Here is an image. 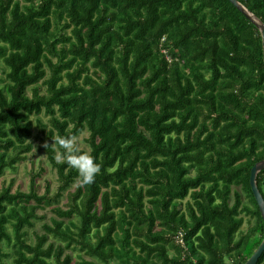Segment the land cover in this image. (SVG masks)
<instances>
[{
	"label": "trees",
	"instance_id": "1",
	"mask_svg": "<svg viewBox=\"0 0 264 264\" xmlns=\"http://www.w3.org/2000/svg\"><path fill=\"white\" fill-rule=\"evenodd\" d=\"M85 131L81 185L54 137ZM36 139L59 185L0 188V264H244L264 238L260 31L229 0H0V177Z\"/></svg>",
	"mask_w": 264,
	"mask_h": 264
},
{
	"label": "rangeland",
	"instance_id": "2",
	"mask_svg": "<svg viewBox=\"0 0 264 264\" xmlns=\"http://www.w3.org/2000/svg\"><path fill=\"white\" fill-rule=\"evenodd\" d=\"M2 62V61H1ZM89 136V132L85 131L77 137V140L79 142V147L81 149H84L86 151H90V146L87 142V138ZM41 144V141L39 139L35 140V148L32 153H30L27 157V159L24 162H21L17 164L13 168L6 169L5 173L0 177V188L2 186H8L9 184H13V190L21 189L27 191L31 186V175L32 172L38 173L41 168L43 169L42 173L38 176L36 179V188L40 193H44L47 183H50V189L52 191H55L59 185L58 178L56 171L53 169V167L48 163L46 155L44 152L40 151L38 149V146ZM41 172V171H40ZM65 199L61 201V205L65 203ZM40 214L46 215L45 221H50V216L52 213L50 212V208H44L39 210ZM245 221L242 226V230L246 231L251 225V222L249 221V216H245ZM41 221L35 222V227L29 229V238H32L34 234V230L41 231ZM78 251H73L74 259L75 261L78 260ZM87 260H89V257H85ZM6 264H12V261L8 258H4Z\"/></svg>",
	"mask_w": 264,
	"mask_h": 264
},
{
	"label": "clouds",
	"instance_id": "3",
	"mask_svg": "<svg viewBox=\"0 0 264 264\" xmlns=\"http://www.w3.org/2000/svg\"><path fill=\"white\" fill-rule=\"evenodd\" d=\"M54 143L58 144L60 149L63 150L62 152H58L56 156L57 163H66L75 169L79 174L81 185L93 183L96 174L100 170V165L90 152L82 150L79 147L76 136L54 137Z\"/></svg>",
	"mask_w": 264,
	"mask_h": 264
},
{
	"label": "water",
	"instance_id": "4",
	"mask_svg": "<svg viewBox=\"0 0 264 264\" xmlns=\"http://www.w3.org/2000/svg\"><path fill=\"white\" fill-rule=\"evenodd\" d=\"M240 12H242L251 23H253L260 31L262 36L263 56H264V21L254 12L247 8L239 0H229ZM264 169V159L258 161L251 169L250 184L254 197L259 206L263 221H264V196L258 186V174ZM264 252V238L260 245L256 248L253 254L247 259L244 264H257L259 258Z\"/></svg>",
	"mask_w": 264,
	"mask_h": 264
},
{
	"label": "built area",
	"instance_id": "5",
	"mask_svg": "<svg viewBox=\"0 0 264 264\" xmlns=\"http://www.w3.org/2000/svg\"><path fill=\"white\" fill-rule=\"evenodd\" d=\"M164 53H166V51H163ZM167 54V53H166ZM167 58L169 59V56L167 55ZM175 240L178 244H180L182 247H187L186 246V241H185V232L184 231H179L177 233V235L175 236Z\"/></svg>",
	"mask_w": 264,
	"mask_h": 264
}]
</instances>
